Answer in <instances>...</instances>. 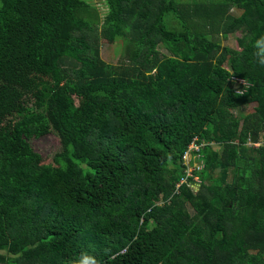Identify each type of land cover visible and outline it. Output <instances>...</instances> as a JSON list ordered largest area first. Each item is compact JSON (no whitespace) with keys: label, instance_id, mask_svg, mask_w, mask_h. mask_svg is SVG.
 Returning <instances> with one entry per match:
<instances>
[{"label":"trees","instance_id":"trees-1","mask_svg":"<svg viewBox=\"0 0 264 264\" xmlns=\"http://www.w3.org/2000/svg\"><path fill=\"white\" fill-rule=\"evenodd\" d=\"M103 2L0 0V264H264V0Z\"/></svg>","mask_w":264,"mask_h":264},{"label":"rangeland","instance_id":"rangeland-1","mask_svg":"<svg viewBox=\"0 0 264 264\" xmlns=\"http://www.w3.org/2000/svg\"><path fill=\"white\" fill-rule=\"evenodd\" d=\"M92 1L93 3H96L101 11V15L104 16L105 13L107 12V8L105 6V3L103 2V0H89ZM237 35L239 36L240 33L237 34H230L228 37H222V43L224 45H228V46H232V47H236L237 46V40L236 37ZM163 52H166L163 48L161 49ZM101 53L103 55V57L105 59L108 60H112L114 62H118L121 59L120 53H117V57L114 58L111 55V51L110 48L108 46L107 43H103L101 46ZM254 108V104H248L246 106H243L240 109L234 110L233 114L236 115L237 117H243V115L246 112L252 111ZM257 139V137H256ZM255 139V140H256ZM255 140H253L252 138L249 139V144H255V145H260L263 141H264V132L260 137V140L257 142H254ZM30 142L33 146V148L40 152L46 159L50 158L53 156V153L57 150H59V146H60V141L58 136L53 133V132H48L45 134H42L39 137H33L30 139ZM212 145L216 148V149H220L221 145L219 143H215L212 142ZM201 148L202 144H197L196 142L192 143L190 146V156H189V162L185 163L184 159H183V163L186 167V171L187 172V176L188 177H194L195 182L191 183V181H189V184L191 185V188H193L194 190H198L200 187V179L196 176H194V168L196 166L201 167L197 157L199 156V153H194L192 152L193 149ZM188 164H190V167L188 169ZM186 177V176H185ZM183 181L188 182L187 179H184ZM183 183V182H180ZM179 184V183H178Z\"/></svg>","mask_w":264,"mask_h":264},{"label":"built area","instance_id":"built-area-1","mask_svg":"<svg viewBox=\"0 0 264 264\" xmlns=\"http://www.w3.org/2000/svg\"><path fill=\"white\" fill-rule=\"evenodd\" d=\"M194 143V142H193ZM191 146V145H190ZM190 146H189V148L185 151V153L183 154V159H184V161H185V163H187V162H189V156H190ZM197 151H199V146H198V148H196V149H193L192 150V152H194V153H196ZM189 167H190V164H188V169H189ZM198 166H196L195 168H197ZM195 168H194V170H195ZM194 170H193V172H194ZM185 171H186V169H185ZM188 178V176H187V172H186V177H184L183 179H182V181L181 182H185V181H183L184 179H187ZM181 184V183H180ZM180 184H178V185H180Z\"/></svg>","mask_w":264,"mask_h":264},{"label":"water","instance_id":"water-1","mask_svg":"<svg viewBox=\"0 0 264 264\" xmlns=\"http://www.w3.org/2000/svg\"><path fill=\"white\" fill-rule=\"evenodd\" d=\"M252 139L255 140V139H256V135H253V136H252Z\"/></svg>","mask_w":264,"mask_h":264},{"label":"clouds","instance_id":"clouds-1","mask_svg":"<svg viewBox=\"0 0 264 264\" xmlns=\"http://www.w3.org/2000/svg\"><path fill=\"white\" fill-rule=\"evenodd\" d=\"M84 264H89V262L88 261H85ZM93 264H94V262H93Z\"/></svg>","mask_w":264,"mask_h":264}]
</instances>
